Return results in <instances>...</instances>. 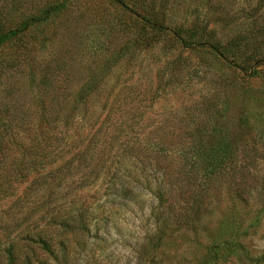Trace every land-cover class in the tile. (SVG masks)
Returning a JSON list of instances; mask_svg holds the SVG:
<instances>
[{
  "label": "rangeland",
  "instance_id": "374dc122",
  "mask_svg": "<svg viewBox=\"0 0 264 264\" xmlns=\"http://www.w3.org/2000/svg\"><path fill=\"white\" fill-rule=\"evenodd\" d=\"M125 3L0 48V264H264V0Z\"/></svg>",
  "mask_w": 264,
  "mask_h": 264
},
{
  "label": "trees",
  "instance_id": "16d2710c",
  "mask_svg": "<svg viewBox=\"0 0 264 264\" xmlns=\"http://www.w3.org/2000/svg\"><path fill=\"white\" fill-rule=\"evenodd\" d=\"M37 2H40V0H26V3L28 5V12L27 16H22V18L14 23L11 24V20L14 19L17 14L19 13L20 8L18 7L19 0H0V48L3 47L7 42H11L15 40L18 37L23 36L25 33L28 32V30L33 27L36 24L45 22L49 19V17L52 15V13H55L56 11L60 10L63 5H65V0H62L58 4L50 5L47 7H41V8H33L35 7V4ZM115 4L120 5L122 7H127L125 0H113ZM64 3V4H63ZM136 15L141 19L142 22H144L145 25L149 26L151 29L154 30H167L168 28L164 26L161 22H158L154 16H152V13L149 12L146 15L143 14H137ZM174 38H176L183 46L188 45L187 40L184 39L181 35L183 33L182 28H177L172 31ZM192 39H188V42H191ZM194 43V42H191ZM195 43H197L195 41ZM211 49L215 51V53L218 56L224 57L225 50H220L217 45L210 44ZM237 59V58H234ZM263 61V60H262ZM51 124H45L46 126L45 131L40 130L41 134H47L45 137H41V139H35V149H40L41 154L45 153L44 151H47V149H50V145L54 146V132ZM43 136V135H41ZM4 147H2V150H5L6 144L4 142L0 143ZM132 146H130L131 148ZM226 147H222L219 149L218 152H214L211 154L212 159L214 160V164H218L222 166H230L234 162H237L238 160H241V157L239 158V155L236 153H225ZM4 157H7L8 154L4 153ZM236 158V160L234 159ZM235 168V167H233ZM228 169H231V167H228ZM216 178L222 179L223 181L229 182L230 179L234 183H238L240 181L239 172L233 171V172H223L222 175L218 174L215 175ZM227 177V178H226ZM187 227H191L190 225H186ZM186 227V229H188Z\"/></svg>",
  "mask_w": 264,
  "mask_h": 264
}]
</instances>
